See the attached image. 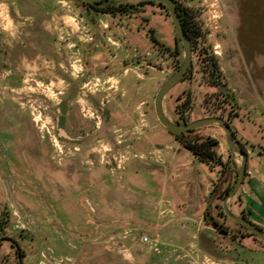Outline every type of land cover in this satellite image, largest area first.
<instances>
[{
  "label": "crops",
  "instance_id": "0c3cea01",
  "mask_svg": "<svg viewBox=\"0 0 264 264\" xmlns=\"http://www.w3.org/2000/svg\"><path fill=\"white\" fill-rule=\"evenodd\" d=\"M38 2H28L29 11ZM143 87L146 94V82ZM117 108L116 104L112 107L113 117H120ZM126 120H131L129 115ZM241 123L236 125V138L255 150H248L243 183L228 204L234 213L264 229V152L256 148L264 147V131L246 133L247 127ZM0 139L11 144L16 156L27 153L26 160L19 159L18 168L27 165L32 169L15 179L0 174V188L6 185L13 201L23 205L31 218L28 230L33 235L28 241L30 249L23 250L22 264H55L40 262L42 251L75 264H200L203 255L222 263L264 264V241L229 217L218 216L215 210L218 190L233 180L240 162L236 155L230 165L231 156L220 140L216 150L228 163L224 177L219 165L211 168L200 161L174 136L164 146H144L141 138L131 142L128 149L134 144L152 148L155 154L151 156L159 154L160 159L148 157L149 161L133 164L127 163L128 159L119 173L101 161L88 165L75 156L52 160L47 143H37L26 126L15 127L12 119L1 115ZM213 191V207H209ZM206 210L227 226L228 233L207 221ZM125 229L157 236L162 251L154 252L147 243L129 237L123 240L125 251L114 250L110 238L120 237ZM2 249L0 244V260ZM8 256L6 262L11 264Z\"/></svg>",
  "mask_w": 264,
  "mask_h": 264
},
{
  "label": "rangeland",
  "instance_id": "374dc122",
  "mask_svg": "<svg viewBox=\"0 0 264 264\" xmlns=\"http://www.w3.org/2000/svg\"><path fill=\"white\" fill-rule=\"evenodd\" d=\"M31 1L33 0H0V28L15 30L16 27H24L23 21H27L24 15L13 16L9 13L29 11L27 4ZM36 1L48 2L44 11L54 14L52 16L56 20L53 21L52 28L56 26L61 30L66 29L67 76L74 77L80 75V71H84L77 54L78 51L75 54L74 44L78 42L83 45L84 51L97 49V54L92 57L90 63L99 66H102L104 62L128 58L132 54H140L145 58L142 64L132 62L121 67L124 71L102 74L114 76V80L124 75L136 79L141 76V81L146 82L145 115H140V119L143 120L139 121L140 125L131 135L132 138L135 135L141 136L144 146L150 143L164 146L169 140H172L171 132L159 125L153 108V100L158 88L183 62V48L180 42H176L174 24L167 9L158 0H113L112 3L115 6L136 5L135 8H130V12L114 16L111 13L98 11L78 0ZM217 1V4L213 6H211L213 0H207L204 4L194 1L190 8L204 31L206 44L217 59L220 70L218 84H215L199 56L192 53L190 73L167 92L163 100L164 111L173 122L183 123L176 106H179V111L184 110L181 105L189 95L187 109L183 112L187 122L208 116H220L224 119L231 118L230 123L235 127L236 125L241 126V121H243L244 128L247 127V130H243L244 132H249L252 129L264 131V0ZM16 20L19 21L18 24ZM46 26H48L47 23ZM176 44L180 47L179 54L174 52ZM86 59H89L88 55ZM92 75L95 74L92 73ZM69 86V83H65V85L62 83L54 85L39 83L35 88H24L22 92L27 95L25 99L16 97L20 95L16 94L15 98L11 100L16 107L12 111H18L17 115H21L20 120H18L19 117L12 119V123L15 127L21 126V124L26 126L37 143L39 140H44L45 143H52L54 140L62 144V139L57 135V128L61 133L64 131L54 122V118L58 116L55 110L59 107L58 102L61 98L57 91L58 89L66 91ZM74 88L77 93L75 97L79 100H81L78 95L79 91L87 88L92 90V87L85 83H79ZM34 92H36L35 96H29ZM226 94L232 96L236 103L235 107L224 102ZM129 96L131 98L133 94L130 92ZM42 107L45 109L43 110ZM31 111L34 112L33 116L36 121L28 120L29 118L22 121V117H28ZM140 112L143 113V110ZM35 123L39 127L33 126ZM154 125H156V129L153 128ZM194 133L201 136L217 137L218 141L223 143V147L228 150L224 131L218 125L202 126L196 128ZM241 143L244 144L247 151L255 150L244 140ZM0 147L4 150H0V174L3 178L15 179L14 176L18 177L19 173L26 176L32 172V169L27 165L18 168L19 159H27L26 152L16 156L11 150V144L3 139H0ZM95 150L100 161L115 173L124 169L123 165L128 159L130 160L127 163L133 164L149 161L150 157H156L151 156V154H155L152 148L143 147L141 149L135 144L134 147L128 149V152L123 153V156L119 155L116 148L112 149L105 143L96 147ZM113 152L116 157L114 159L110 155ZM105 159H111L113 162L108 164ZM156 159L158 158L156 157ZM28 184L27 182V186ZM221 204L222 199L218 198L215 209L218 212ZM211 207H213V200ZM0 209L7 214V225L3 231H0V236L14 238L22 250L28 251L30 249L28 241L33 235L28 230L31 218L23 205L13 201L6 185L0 188ZM83 209L86 211L85 206ZM222 217L227 218L226 216ZM0 244L3 245L2 253L4 255L0 264H7L6 254H9V258L11 257V264H18V255L11 243L0 240Z\"/></svg>",
  "mask_w": 264,
  "mask_h": 264
},
{
  "label": "flooded vegetation",
  "instance_id": "af4514ba",
  "mask_svg": "<svg viewBox=\"0 0 264 264\" xmlns=\"http://www.w3.org/2000/svg\"><path fill=\"white\" fill-rule=\"evenodd\" d=\"M112 2L113 0L103 6L86 5L93 8L105 7ZM47 3L46 1L38 2L31 11L9 13L13 16L24 15L27 20L23 21L24 27H16L15 30L0 28V115L3 119L21 118V115H17L18 111H12L16 107L11 100L16 94H20L16 97L25 99L27 95L22 92L24 88H35L39 83L47 85L69 83L68 90L58 89L57 91L61 98L58 102L60 105L55 110L58 116L54 118V122L64 131L61 133L57 128V135L63 143L59 144L54 140L52 143L46 142L50 158L57 161L63 157L75 156L80 157L88 165H92L100 161L95 149L104 143L112 149L116 148L119 155L123 156V153L128 152L131 142L141 138L139 135L132 138L131 135L138 129L139 121L143 120L140 119V115H145L147 104L145 87H143L145 82L141 81L140 76L136 79L124 75L114 80V76L102 73L124 71L121 67L132 62L142 64L145 58L140 54H132L128 58L104 62L102 66H99L90 63L92 57L97 54V49L84 51L83 45L78 42L74 44L75 54L78 51L84 71H80V75L74 77L67 76L66 29L51 27L56 19H53L54 14L44 11ZM131 7L135 8L136 5L128 6V10L125 11L105 12L116 16L130 12ZM16 23L18 24L19 21L16 20ZM176 42L180 40L176 38ZM86 54L89 59H86ZM92 73L95 75L93 76ZM79 83L89 84L92 87V90L87 88L79 91L81 100L75 97L77 93L74 86ZM53 91L56 93L54 89ZM130 92L133 94L131 98L128 97ZM35 95L36 92L29 96ZM115 104L118 105L117 111L120 117H113L112 107ZM42 109L45 108L42 107ZM141 110L143 113L140 112ZM33 114L34 112L31 111L28 117H22L21 120L29 118L28 120L35 122ZM126 115L131 118L129 122L126 120ZM182 121L187 122L183 119ZM142 125L145 126V124ZM33 126L39 127L36 123ZM47 132L49 133L48 130ZM110 155L113 159L116 158L114 152ZM105 162L109 164L113 161L105 159ZM2 212L0 209V214ZM11 245L15 248L13 244Z\"/></svg>",
  "mask_w": 264,
  "mask_h": 264
},
{
  "label": "water",
  "instance_id": "95a60500",
  "mask_svg": "<svg viewBox=\"0 0 264 264\" xmlns=\"http://www.w3.org/2000/svg\"><path fill=\"white\" fill-rule=\"evenodd\" d=\"M80 1H83L89 4H95L97 6H103L107 3H110L112 0H105V2H102V0H80ZM158 1L165 6L174 24L175 36L177 39L180 40L182 48H183V62L171 75H169L166 78V80L160 85L157 92L155 93L154 100H153L155 115L159 123L175 135H180L188 130H192V129H196L202 126L212 125V124L218 125L221 129H223L224 135H225V142L227 144L229 154L231 156L230 165L232 166L233 157L236 155L240 157V162L237 167L236 180L233 186L221 198L222 199V204H221L222 210L226 214L227 217H229L230 219L234 220L235 222L245 227L247 230L253 233L259 240L264 241V229L256 225L255 223H253L252 221H250L243 215L234 213L228 204L229 200L235 196V194L240 189L243 183V179L246 173L247 159H248V152L242 147V145L240 144V141L236 139V136H235L236 127L230 123L231 118L224 119L223 117H220V116H208V117H203L195 121H191V122L179 123V122H173L172 120H170V118L166 115L164 111L163 100L167 92L178 81H181V79L184 77L187 70L192 67V53L193 52H192L191 40L182 27L181 17L178 12L176 0H158ZM233 104L236 106L235 101H233ZM256 148L264 152L263 146H258ZM215 194H216V191H213L211 193L209 203H208L209 207H211V201L213 200ZM0 240L9 241L11 244L15 246V249L18 255V264H22L21 248L19 246L18 241H16L14 238L9 237V236H0Z\"/></svg>",
  "mask_w": 264,
  "mask_h": 264
},
{
  "label": "trees",
  "instance_id": "16d2710c",
  "mask_svg": "<svg viewBox=\"0 0 264 264\" xmlns=\"http://www.w3.org/2000/svg\"><path fill=\"white\" fill-rule=\"evenodd\" d=\"M80 1V0H78ZM84 4H89L83 1H80ZM128 6H132L131 4H121L118 6H115L113 3L110 5H107L105 7H94V9L98 11H114V10H128ZM164 6V5H163ZM178 12L181 17V23L184 31L188 35V37L191 40V46H192V52L199 56L201 61L204 63V65L207 67V70L210 72L211 77L215 84H218L219 80V66L217 63V59L215 55H213L210 51V48L206 44L204 31L201 28V25L196 19L195 13L192 11L189 7H184L177 3ZM182 46V45H181ZM178 44L174 47V52L176 54L180 53ZM180 66V65H178ZM191 69H188L185 73L184 77L181 80H184L187 75H189ZM216 80V81H215ZM226 99L224 98V102L231 104L235 107L233 104V98L231 95L226 94ZM189 103V95L188 98L182 103V107L184 110L179 111V106H176L177 112L180 114L181 118L184 121H188L187 118L184 117L183 112L187 109V105ZM195 129L188 130L180 135H175L171 133L175 139H177L185 148L190 150L192 154L197 157L200 161L207 163L211 168H213L215 165H219L221 167L220 169V175L223 176L225 171L227 170V161H222L221 156L218 154L216 150V146L218 145L219 141L217 138L212 136H201L194 133ZM242 147L246 150L243 143L240 142ZM234 177L233 180L229 181L226 186L218 190V198H222L227 191L233 186L235 180L237 171H234ZM220 216H226V214L223 212L222 207H220V210L218 212ZM206 219L207 221L214 226L217 230L228 233V228L225 227L222 223H220L215 216L211 213L210 210H206ZM7 225V214L6 212H2L0 214V231H3L6 228ZM248 234L254 235L249 230H247ZM255 236V235H254ZM24 255L23 250L21 249V257Z\"/></svg>",
  "mask_w": 264,
  "mask_h": 264
},
{
  "label": "built area",
  "instance_id": "2783aa9c",
  "mask_svg": "<svg viewBox=\"0 0 264 264\" xmlns=\"http://www.w3.org/2000/svg\"><path fill=\"white\" fill-rule=\"evenodd\" d=\"M180 5L184 7H189L194 1H198L199 4H204L207 2V0H176ZM217 0H213L211 3V6L217 4ZM247 151V150H246ZM248 152V151H247ZM156 157L160 159V155L157 154ZM129 237L132 241H141L144 243H147L150 248L154 252H161L162 251V243L160 242L159 238L157 236L150 237L148 235H140L135 232H133L131 229H125L122 233V235L118 238H110V244L111 247L116 251H125L126 246L123 242L124 238ZM172 251L175 253H179V248H172ZM42 259L40 262L45 261H52L55 264H75L73 260L66 258V259H55L52 257V255L47 251L41 252ZM200 264H232V263H222L220 261L214 260L208 255H203L200 260H198Z\"/></svg>",
  "mask_w": 264,
  "mask_h": 264
}]
</instances>
